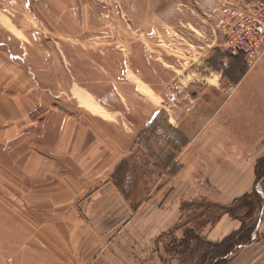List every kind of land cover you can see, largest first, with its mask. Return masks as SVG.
<instances>
[{
    "label": "rangeland",
    "instance_id": "obj_1",
    "mask_svg": "<svg viewBox=\"0 0 264 264\" xmlns=\"http://www.w3.org/2000/svg\"><path fill=\"white\" fill-rule=\"evenodd\" d=\"M260 1L0 0V264L22 252L26 213L40 214L24 169H114L110 182L134 212L181 172L188 138L180 127L198 133L241 85L264 86V52L249 67L226 48L221 29L228 10ZM262 158L249 192L227 205L204 196L188 202L174 235L184 226L201 233L224 214L220 207L255 186L264 192ZM250 201L253 224L258 202L233 210L245 217ZM169 232L161 264L178 257L166 251ZM195 251L182 264L198 262ZM242 256L219 264H248Z\"/></svg>",
    "mask_w": 264,
    "mask_h": 264
},
{
    "label": "crops",
    "instance_id": "obj_2",
    "mask_svg": "<svg viewBox=\"0 0 264 264\" xmlns=\"http://www.w3.org/2000/svg\"><path fill=\"white\" fill-rule=\"evenodd\" d=\"M241 87L198 133L187 124L180 127L188 138L177 158L181 172L135 212L110 182L114 169H24L30 207L40 214L26 213L23 256L10 257L6 264H161L160 239L176 229L185 204L204 196L227 205L253 187L255 159L264 155V86ZM215 170H234V176L227 180ZM34 175L39 179L35 188ZM33 191L38 192L35 201ZM240 227L238 219L224 213L202 224L200 232L220 241ZM253 236L237 252L241 258L247 255L248 264H264V203ZM169 264L179 262L173 258Z\"/></svg>",
    "mask_w": 264,
    "mask_h": 264
},
{
    "label": "trees",
    "instance_id": "obj_3",
    "mask_svg": "<svg viewBox=\"0 0 264 264\" xmlns=\"http://www.w3.org/2000/svg\"><path fill=\"white\" fill-rule=\"evenodd\" d=\"M241 56V55H239ZM242 57V56H241ZM240 79L236 78L234 82H238ZM264 158L258 161L256 166V175L258 176L260 171L264 173ZM262 167V168H261ZM261 168V170L259 169ZM256 176V177H257ZM116 185L119 187L120 191L124 193V187L116 182ZM128 198V197H127ZM253 200L254 203L260 204V209L257 212V217L253 224L248 223V219L251 218L252 211L254 209L253 205L250 202H247V211L245 217H240L234 215L233 206L238 202L246 203L245 200ZM264 203V192L258 191L256 187L253 188L250 194H246L241 198H238L234 201V204L230 207H220L224 213H228L230 216L235 217L240 220L241 227L239 230L231 232L226 235L220 241H211L206 239L201 233H199L194 227L184 226L183 236L177 240V237L174 235V231H170L168 234L171 238V245L166 246V251L171 255H177L180 263L183 261H189L191 259V254H188L190 250H196L199 252L200 260L195 262V264H207L208 260H211L212 264L227 263L228 258L237 251L240 247L249 244L256 235V226L261 216V208ZM168 235V236H169ZM192 241H195V247L191 244ZM193 243V242H192ZM177 244V245H176ZM206 246V247H204ZM209 248V249H208ZM188 254V255H187ZM187 255V257H186ZM186 258V260H185Z\"/></svg>",
    "mask_w": 264,
    "mask_h": 264
},
{
    "label": "built area",
    "instance_id": "obj_4",
    "mask_svg": "<svg viewBox=\"0 0 264 264\" xmlns=\"http://www.w3.org/2000/svg\"><path fill=\"white\" fill-rule=\"evenodd\" d=\"M221 29L226 48L243 56L245 63L253 67L264 52V0L228 10Z\"/></svg>",
    "mask_w": 264,
    "mask_h": 264
}]
</instances>
